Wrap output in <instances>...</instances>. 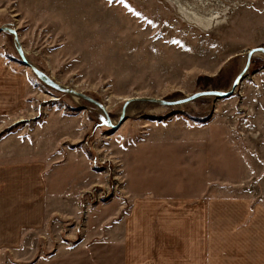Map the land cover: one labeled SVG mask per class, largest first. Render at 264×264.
<instances>
[{
    "label": "rangeland",
    "instance_id": "374dc122",
    "mask_svg": "<svg viewBox=\"0 0 264 264\" xmlns=\"http://www.w3.org/2000/svg\"><path fill=\"white\" fill-rule=\"evenodd\" d=\"M182 7L220 17L202 27ZM5 26L18 32L29 62L105 105L118 124L134 97L177 101L231 90L247 52L264 47V0H0V27ZM0 53L27 72L30 84L26 114L1 120L0 136L55 130L65 123L62 118L69 129L78 128L81 138H67L61 149L81 150L99 178L84 193V217L90 206L125 197L131 180L159 181L181 196L205 187L214 198L243 197L251 207L264 201L263 54L252 58L231 96L173 106L133 103L114 129L99 107L43 83L22 63L13 35L0 33ZM72 225L64 224L70 230ZM57 234L27 236L15 259L4 256L0 263L50 259L57 253ZM212 236L219 247L214 226Z\"/></svg>",
    "mask_w": 264,
    "mask_h": 264
},
{
    "label": "crops",
    "instance_id": "0c3cea01",
    "mask_svg": "<svg viewBox=\"0 0 264 264\" xmlns=\"http://www.w3.org/2000/svg\"><path fill=\"white\" fill-rule=\"evenodd\" d=\"M29 88L27 72L0 53V121L26 114ZM58 121L65 123L55 130L0 136V260H14L27 236L58 232L57 253L32 264H264V201L251 207L205 187L181 196L159 181L129 179L125 197L90 206L84 217V193L99 178L81 150L61 149L81 131Z\"/></svg>",
    "mask_w": 264,
    "mask_h": 264
},
{
    "label": "water",
    "instance_id": "95a60500",
    "mask_svg": "<svg viewBox=\"0 0 264 264\" xmlns=\"http://www.w3.org/2000/svg\"><path fill=\"white\" fill-rule=\"evenodd\" d=\"M1 32L8 33V34H11L14 36L17 52H18V54L22 60V63L26 67L30 68L34 72V74L43 83L54 88L55 90H57L59 92L66 93V94H69L72 96H76L78 98H81V99L99 107L105 116L107 124L114 129H117L118 127H120L125 122V120L127 118L128 107L133 103H150V104H160V105H164V106H173V105L185 104V103L194 101V100L201 98V97H217V98H222V99L227 98L235 92L238 85L245 78V76L249 70V67L251 65L252 58L257 54H263L264 55V47L254 48V49L249 50L247 52L245 68H244L243 72L239 75V77L235 80L233 87L229 91H226V92L202 91V92L195 93L194 95H192L190 97H187V98H184L181 100H177V101H166V100H160V99L149 98V97H134V98H131L130 100L126 101L124 108H123L122 116L120 117L118 124L114 125L113 121L111 120L109 113L107 111V107L105 105H103L102 103L98 102L94 98H92V97H90V96H88L82 92H78L72 88H68V87L60 85L59 83L55 82L49 75L45 74L43 71H41L35 65H33L31 62H29V60L26 57L25 51L21 45V42H20V39L18 36V32L15 29H13L11 27H7V26L0 27V33Z\"/></svg>",
    "mask_w": 264,
    "mask_h": 264
},
{
    "label": "bare ground",
    "instance_id": "6f19581e",
    "mask_svg": "<svg viewBox=\"0 0 264 264\" xmlns=\"http://www.w3.org/2000/svg\"><path fill=\"white\" fill-rule=\"evenodd\" d=\"M192 11V10H191ZM189 11L188 9L181 8V12L183 15L188 17L191 21L195 22L196 24L202 26V27H207L212 24V21L216 18H219L220 16L216 14H210V16H203L196 11ZM114 124V123H113ZM116 125V124H114Z\"/></svg>",
    "mask_w": 264,
    "mask_h": 264
}]
</instances>
